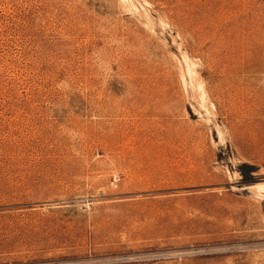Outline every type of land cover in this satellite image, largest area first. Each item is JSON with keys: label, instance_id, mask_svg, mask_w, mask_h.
I'll return each mask as SVG.
<instances>
[{"label": "rangeland", "instance_id": "1", "mask_svg": "<svg viewBox=\"0 0 264 264\" xmlns=\"http://www.w3.org/2000/svg\"><path fill=\"white\" fill-rule=\"evenodd\" d=\"M0 264H264V0H0Z\"/></svg>", "mask_w": 264, "mask_h": 264}, {"label": "bare ground", "instance_id": "2", "mask_svg": "<svg viewBox=\"0 0 264 264\" xmlns=\"http://www.w3.org/2000/svg\"><path fill=\"white\" fill-rule=\"evenodd\" d=\"M107 125L110 127V126H113L114 124H112V125H111V124H107ZM81 137H82V136H81Z\"/></svg>", "mask_w": 264, "mask_h": 264}]
</instances>
